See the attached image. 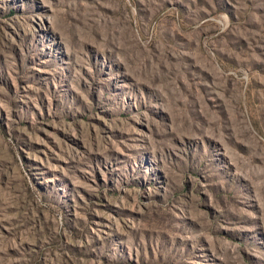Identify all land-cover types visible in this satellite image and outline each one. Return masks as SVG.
Listing matches in <instances>:
<instances>
[{"label":"rangeland","instance_id":"1","mask_svg":"<svg viewBox=\"0 0 264 264\" xmlns=\"http://www.w3.org/2000/svg\"><path fill=\"white\" fill-rule=\"evenodd\" d=\"M0 264H264V0H0Z\"/></svg>","mask_w":264,"mask_h":264}]
</instances>
